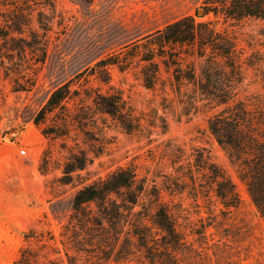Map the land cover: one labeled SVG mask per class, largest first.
<instances>
[{"label": "trees", "instance_id": "obj_1", "mask_svg": "<svg viewBox=\"0 0 264 264\" xmlns=\"http://www.w3.org/2000/svg\"><path fill=\"white\" fill-rule=\"evenodd\" d=\"M78 1L86 6L94 2ZM58 3L0 0V78L8 80L16 92L34 86L47 59L54 27L63 20ZM249 18L264 22V0H204L194 15L183 16L125 45L57 86L35 113L33 123L46 139L62 140L61 148L68 151L59 182L66 185L74 178L82 180L76 173L86 170L104 152L108 119L127 131L136 128L138 120L122 90L112 84L110 67L121 73L137 69L142 86L148 90L161 82L164 71L176 91L190 84L202 97L223 107L209 118L208 129L227 152L264 219V97L242 99L244 65L249 64L242 60L236 38L217 27ZM81 79L79 88L73 89ZM90 79L97 82L96 88L86 86ZM98 119L103 126L98 125ZM76 138L82 146L76 143L74 149L67 145V140ZM50 154L49 149L44 151L42 173L48 171ZM173 179L147 189L133 168L119 167L105 178L82 185L74 194L72 212L59 237L49 229H30L12 264H77L82 259L86 264L87 238L94 241L91 247L100 250L96 257L103 264H185L192 244L171 203L162 195L184 192L177 181L185 183V179ZM189 179L195 197L211 192L221 211L231 212L240 206L234 181L208 155L198 152Z\"/></svg>", "mask_w": 264, "mask_h": 264}, {"label": "rangeland", "instance_id": "obj_2", "mask_svg": "<svg viewBox=\"0 0 264 264\" xmlns=\"http://www.w3.org/2000/svg\"><path fill=\"white\" fill-rule=\"evenodd\" d=\"M203 1L94 0L86 6L78 0H59L57 8L63 20L54 27L47 59L34 86L16 92L8 80L0 78V264L13 263L30 229H49L59 237L72 212L75 192L119 167L133 168L147 189L169 178L185 179V183L177 181L185 188L183 193L162 194L192 244L185 264H264V219L227 152L208 129L209 118L223 107L202 97L192 85L176 91L168 73L162 71L161 82L148 90L142 86L137 69L121 73L110 67L112 84L122 90L138 120L136 128L127 131L108 119L104 152L86 170L76 173L82 180L74 178L66 185L59 182L68 156L61 148L64 142L46 139L33 123L35 113L57 86L125 45L183 16L194 15ZM217 27L236 38L242 60L249 64L244 65L242 99L264 97V22L249 18ZM90 80L86 86L96 88L97 82ZM82 81L72 88H79ZM101 122L98 119L100 127ZM75 134L71 136L75 138ZM66 143L74 149L76 143L82 146L80 138ZM21 148L26 154H19ZM46 149L51 157L47 173H42L40 164ZM198 152L208 155L230 175L241 199L238 209L221 211L211 192L200 195L201 187L195 197L189 176ZM182 174L185 177L181 178ZM205 224L210 225L204 230ZM89 239L86 264H103L96 257L100 250L91 247L94 241ZM83 263V259L77 261Z\"/></svg>", "mask_w": 264, "mask_h": 264}, {"label": "built area", "instance_id": "obj_3", "mask_svg": "<svg viewBox=\"0 0 264 264\" xmlns=\"http://www.w3.org/2000/svg\"><path fill=\"white\" fill-rule=\"evenodd\" d=\"M19 154H21V155L26 154V149L21 148V149L19 150Z\"/></svg>", "mask_w": 264, "mask_h": 264}]
</instances>
